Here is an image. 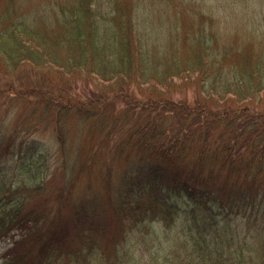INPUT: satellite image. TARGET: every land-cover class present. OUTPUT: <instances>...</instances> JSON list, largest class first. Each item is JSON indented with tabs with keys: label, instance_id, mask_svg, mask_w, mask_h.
<instances>
[{
	"label": "trees",
	"instance_id": "1",
	"mask_svg": "<svg viewBox=\"0 0 264 264\" xmlns=\"http://www.w3.org/2000/svg\"><path fill=\"white\" fill-rule=\"evenodd\" d=\"M21 1L0 0V97L34 104L7 151L36 183L0 166V240L12 239L0 264H142L95 246L99 205L115 209L114 242L128 230L170 242L151 264H264V111L248 104L264 92V0H240L234 28L227 0H168L169 30L144 0ZM49 4L53 20L33 24ZM43 125L53 147L31 133ZM69 227L84 253L60 250Z\"/></svg>",
	"mask_w": 264,
	"mask_h": 264
},
{
	"label": "rangeland",
	"instance_id": "2",
	"mask_svg": "<svg viewBox=\"0 0 264 264\" xmlns=\"http://www.w3.org/2000/svg\"><path fill=\"white\" fill-rule=\"evenodd\" d=\"M36 1L37 0H23L19 3L18 6H22L21 9H22V11L24 10L23 12L30 11L31 9H33V10H37L38 8L42 9L43 6H40V5L43 2H46L47 0H41L42 2H40V3H36ZM56 1H61V0H56ZM100 1H101L100 4L98 2H96L95 5L106 6V4L102 2V0H100ZM115 1H117V0H115ZM118 1L120 3L128 2L126 0H118ZM209 2H210L209 6H212V5L218 6V5H216V3H217L216 0L214 2L212 0H210ZM68 4L71 6L74 5L71 2H69ZM142 4L144 6H146L145 8L148 9V13H152L153 16H154V14H155V16H158L161 14V12H163L164 18H161V23L168 30L170 29L169 18L167 17L168 9H169L167 7L169 5L168 0H153L150 2H149V0H144V3H142ZM152 5H155V6H152ZM48 6H50L49 7L50 11L47 10L46 12H43L44 15H42L40 13V17H38V19H35L33 21V24L37 25L38 23H43L41 21H44V22H46V24H43V25L47 26L49 24V20H50V22L53 20V16H52L53 7H51V4H49ZM207 6H208V3H207ZM219 6H226V9H227L226 24H232V27L234 28V27H237L238 24L241 23L240 21L242 20V17L236 13L238 11L236 6H240L241 9L243 6L240 3V0H238V1L237 0H227L226 5H219ZM249 6H259V4L257 2H253ZM175 8H177V6ZM216 12H218V11H215V9H213V14ZM188 15H189V13H187V16ZM149 17H150V15L146 14V18L149 19ZM160 39L168 40L169 37L168 36H166L165 38L161 37ZM145 40H147V39H145ZM168 42L170 43V41H168ZM167 48H168V46H167ZM165 53L169 54L167 52H165ZM185 53H186V51H185ZM178 54L179 55L182 54V51L180 49H179ZM26 71H29V70L26 69ZM23 79H24V77L21 78L20 80L23 81ZM175 80H176V78H175ZM0 81L4 82L3 79H1V78H0ZM77 86H80V87H78L80 89V91L78 90ZM2 87L6 88V86L3 83H2ZM81 87H82L81 83L78 82L76 85V92L77 93L80 92V96H85L86 92L83 89H81ZM130 87H131V90L142 91V88L144 89L145 84H144V87L143 86L139 87L138 85L133 83V85H130ZM189 91H190L189 89L187 91H185L182 88V91H178L177 94L175 95L176 96L175 99L181 98L185 93L187 95H190ZM139 94H141V92ZM260 97L264 99V92L260 93ZM260 97H257L254 100H249L248 104L251 107H253V109L259 110V111L261 110L263 112L264 111V100L259 99ZM25 98L27 100H24L22 98L21 100L16 101L17 96H13L10 99L9 96L7 95L6 91L3 92V97H0V132H2V135H4V136H2L3 138L0 141V166H2V168H6V169L8 168L11 171L14 169L15 172H14L13 179L15 181L21 180L20 181L21 184H29L31 186L34 183H36L35 176L34 177H33V175L31 176V174L29 173V171H27V169L21 167V165L19 163L20 161L13 158L12 157L13 155L7 151V146H9L10 143L17 145L18 142L20 141V139H24V137L26 136L24 134V132L22 131L24 129H21L22 128L21 126H24L23 120L21 122H20V120L23 119L24 117L26 118V116L30 112V110L34 111L33 110L34 104H27L28 97L25 96ZM98 106L99 107H96V106H94V107L97 108L99 111H102L104 113H106V111H108L107 109L110 108V106L108 104H105V103H100V104H98ZM115 109L122 111L124 109V107H121V104H120V106H117ZM17 111H21L22 113L19 115H15ZM24 113H26V114H24ZM34 117H35V115L30 116V120H28L30 123L26 122V123H28L27 125L31 124L30 126L33 125L32 127H34V125L36 124ZM46 121H48V123H49L48 119ZM45 122H43V124ZM50 124H51V122H50ZM19 125H20V127H19ZM38 125H40V124L38 123ZM15 128H19V129L15 130ZM15 131H16V133H15ZM48 132H49V129L47 127H44V125H43V126H39L36 131L31 132V133H34L35 136H38V138H43L46 143H49L51 145V147H53V139L48 136L49 135ZM29 136L32 137L33 135H29ZM53 160H54L53 156H49L48 163L51 166H53ZM9 174L10 173L8 171L7 176H9ZM41 174H44V170L40 168L39 173H38V178L41 176ZM38 181H39V179H38ZM42 183H43V187H44V185L46 183L45 179H44V181H42ZM56 184H57V182H56ZM47 185L48 184H46V186ZM47 187H49V186H47ZM47 191H48V189L45 188L44 194L47 193ZM80 202H81V200H79L77 202V205ZM50 203L52 204V207H53V199H51ZM54 205L56 206L57 203L54 202ZM77 205H76V207H77ZM98 207L100 209L94 211V214L96 212L95 216L97 218L104 220L103 219L104 217L102 215V214H104L106 217L109 216V220L108 221L106 220L108 225H105L104 227L102 225L101 228H96L100 233L97 234V236L94 235L96 238L95 246L99 247L107 256L113 255V257H114L115 252H117L119 250L121 251L122 247L124 246L125 249H130L135 254L136 257H140V261L142 262V264H151L152 263L151 259L146 260V258L148 256H150L152 254L155 258L158 259V257L160 258L162 255L167 253V249H168L170 242L168 240L164 239V237L162 235L157 240L147 239L146 241H144L142 243V242H140V240L138 241L135 239L136 236L134 234H132V236L134 238H131V235H130L129 230H128L127 232L124 233L123 236L118 237V238L116 237V241L114 242L112 237L110 238V234L112 231H114V228L116 227L115 226L116 216L112 215L114 213L113 210H115V209L112 208V206L110 207V209L108 206H106L107 210H106V208L104 209L101 205H99ZM104 210H105V212H104ZM59 214L61 215V219H63V220H66L67 218H69V217H67V212L66 211L64 212V210H62ZM98 225L100 226V224H98ZM67 227H68V225H67ZM69 231H70V227H69ZM166 234L168 235L167 237H169L171 235L168 233H166ZM72 235H73V232H71V231L69 234H67V236L69 238L67 239L66 238L67 236L64 238L63 242L61 243L62 249H60V250L69 249V251H71L73 253V252H75V251L77 252L79 249H81L82 253H84V250H86L88 247L87 246L85 247L83 245V242L81 244L79 242V240L73 238ZM138 235H139V233L137 234V236ZM177 235H181V233L177 232ZM125 236H126V238L124 239ZM92 245H94V244H92ZM11 246H12V239L6 238V239L0 240V263L5 258V256L3 255L4 251ZM23 248L27 251H30V253H29L30 257L35 255L36 248H31L30 246H26V245H23ZM149 251L151 252L150 254L148 253ZM113 257H110V258H113ZM174 257H175V255L171 256V258H174ZM62 264H68V261L66 259H64Z\"/></svg>",
	"mask_w": 264,
	"mask_h": 264
}]
</instances>
